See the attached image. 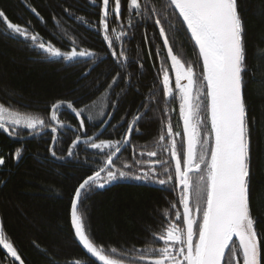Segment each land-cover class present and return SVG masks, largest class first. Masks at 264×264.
<instances>
[{
  "label": "trees",
  "instance_id": "obj_1",
  "mask_svg": "<svg viewBox=\"0 0 264 264\" xmlns=\"http://www.w3.org/2000/svg\"><path fill=\"white\" fill-rule=\"evenodd\" d=\"M140 2L143 15L126 10L130 0H121V14L108 18L109 39L105 40L102 0H0V10L8 20L38 33L44 42L64 52L75 47L95 54L73 61L51 58L30 41L2 34L0 24V104L45 121L36 129L6 125L12 135L0 129V156L5 159L0 166V222L23 264H97L79 246L71 223L72 194L82 179L102 167L107 169L109 154L113 172H150L159 160L173 165L166 150L171 141L159 142L168 123L180 134L175 136L178 150L182 141L186 145L179 89L159 35L160 26L165 28L174 53L191 64L198 77L202 61L178 14L167 6L168 0ZM239 4L252 73L245 76L251 138L250 200L264 246V0H239ZM112 7L110 0V12ZM156 19L161 25L155 24ZM112 51L123 53L119 61L111 56ZM164 71L169 74L174 99L163 90ZM116 76L119 78L113 83ZM61 101L65 104L52 121L51 109ZM67 102L83 109L82 115L77 117L66 107ZM137 115L141 119L134 124ZM129 128L133 129L130 136L126 135ZM77 137L80 142L72 147ZM107 140L120 141V151L91 147L93 141ZM17 150L22 154L18 160ZM149 151H156L157 156L148 157ZM155 167L164 178L165 165ZM101 176L106 178L107 172ZM101 182L105 186L84 194L79 206L86 233L98 247L125 264H147L135 257L141 250L162 247L160 232L169 221L180 223L174 216L183 211L179 187H173L177 181L173 178L163 186L124 178ZM112 248H116L115 254ZM145 255L151 258L150 253ZM0 264L17 263L0 247Z\"/></svg>",
  "mask_w": 264,
  "mask_h": 264
},
{
  "label": "snow or ice",
  "instance_id": "obj_2",
  "mask_svg": "<svg viewBox=\"0 0 264 264\" xmlns=\"http://www.w3.org/2000/svg\"><path fill=\"white\" fill-rule=\"evenodd\" d=\"M167 6L178 14L202 61V72L198 77L195 68L174 53L165 28L160 26L159 35L163 38L167 57L175 73V87L179 89L180 116L186 145L182 141L178 150L175 136L180 134L174 133L171 123H168L159 136V142L163 145L166 138L171 141L166 150L174 164L169 165L163 160L155 162L165 165L164 178H160L155 164L150 172L141 174L119 169L113 172V160L109 154L106 161L108 168L102 167L93 175L83 178L72 194L71 223L75 236L83 248L101 264H125L123 260L108 254L104 248L98 247L86 233L83 213L79 210L82 196L94 187L103 188L105 183L101 180L111 182L124 178L163 186L175 178L177 185L173 187H179V203L183 211H176L174 216L175 221L180 223L169 221L158 236L163 246L141 250L136 260H146L147 264H262L264 246L256 228L257 220L252 214L249 181L251 138L245 76L252 73L247 64L245 24L239 0H168ZM102 7L101 23L105 32L104 39L108 40V18L110 15L118 17L121 14V0H113L111 12L110 0H102ZM127 8L143 15L140 0H130ZM32 11L39 16L34 8ZM0 24L3 25L2 34L12 39L30 41L51 58L73 61L95 55L88 50L78 51L75 47L70 52H64L51 42H44L38 33L30 32L26 26L8 20L3 10H0ZM155 24L161 25V20L156 19ZM120 35H124V32L121 31ZM109 47H112L110 40ZM122 55L111 52L117 61ZM120 67L123 68V64ZM118 78L114 77L112 82L115 83ZM182 81L186 83L182 84ZM163 90L168 97L175 98L167 71L163 75ZM62 104L65 102L53 105L52 121L57 120V111ZM66 107L75 112L77 117L84 111L74 108L71 102H67ZM140 119L141 116L137 115L133 123ZM9 124L36 129L44 126L45 121L39 116L12 111L0 104V129L12 135V131L6 127ZM79 124L83 130L84 120L81 119ZM56 131L53 127L52 132ZM132 131L129 128L126 135L130 136ZM79 142L77 137L72 147H76ZM120 143L112 140L100 143L93 141L91 147L119 152ZM51 154L56 156L55 151ZM21 155L20 150L15 152L17 160ZM68 155L71 156L72 152L69 151ZM147 155L156 157L157 152L149 151ZM4 164L5 159L0 156V166ZM105 171L106 178L101 176V172ZM172 207L175 208V205ZM0 245L23 264L16 248L5 238L2 222ZM116 252V248L111 249V253ZM146 252L150 253L151 258L145 255Z\"/></svg>",
  "mask_w": 264,
  "mask_h": 264
},
{
  "label": "water",
  "instance_id": "obj_3",
  "mask_svg": "<svg viewBox=\"0 0 264 264\" xmlns=\"http://www.w3.org/2000/svg\"><path fill=\"white\" fill-rule=\"evenodd\" d=\"M162 41H163V38H162ZM163 46H164L165 52H166V54H167L166 46H165L164 44H163ZM167 58H168V57H167ZM168 61H169V64H170V66H171V61H170L169 58H168ZM171 69H172V68H171ZM172 73H173V75L175 76V73H174V70H173V69H172ZM185 140H186V136H185ZM73 230H74V233H75V229H74V227H73ZM76 238H77V237H76ZM234 239H235V238H234ZM77 241H78L79 246L84 250V252L87 254V256H88L89 258H91V259H92L93 261H95L97 264H101L100 261L96 260L95 257H92L91 254L88 253L87 250L83 248V246L80 244L78 238H77ZM0 247H1L2 249L5 250V248H3L2 245H0ZM226 255H227V253H226ZM16 263H17V264H20V261H16Z\"/></svg>",
  "mask_w": 264,
  "mask_h": 264
}]
</instances>
